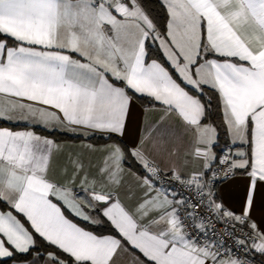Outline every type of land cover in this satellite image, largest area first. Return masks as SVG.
Instances as JSON below:
<instances>
[{"label":"snow or ice","instance_id":"1","mask_svg":"<svg viewBox=\"0 0 264 264\" xmlns=\"http://www.w3.org/2000/svg\"><path fill=\"white\" fill-rule=\"evenodd\" d=\"M162 4L163 34L140 0H0V119L119 138L139 95L183 122L192 133L186 154L200 161L190 173L177 164L167 146L173 133L161 121L131 145H88L100 153L95 160L69 154L61 182L49 175L59 144L0 128V203L9 209L0 210V260L30 254L39 239L55 249L46 264H69L57 253L71 264H117L129 248L145 258L132 264H249L214 230L210 236V216L231 228L238 248L264 255V230L251 216L264 188V0ZM149 40L159 42L170 67L149 59ZM205 87L216 94L229 134L219 157L217 128L203 123L210 105L202 97L211 99ZM129 159L142 170L132 184ZM237 173L246 185L239 213L212 190ZM174 182L193 195L180 194ZM64 208L90 224L106 218L117 235L86 230ZM97 210L100 216L90 214Z\"/></svg>","mask_w":264,"mask_h":264},{"label":"crops","instance_id":"2","mask_svg":"<svg viewBox=\"0 0 264 264\" xmlns=\"http://www.w3.org/2000/svg\"><path fill=\"white\" fill-rule=\"evenodd\" d=\"M162 2V0H160ZM152 43H155L158 48L160 49L159 42H153L149 40ZM12 45V41L9 40V46ZM162 55L163 52L160 49ZM76 55V54H73ZM164 57V56H163ZM167 62V61H166ZM184 86V85H182ZM186 87V86H185ZM6 103V101H5ZM163 121L164 126L168 127L173 135L168 137V148L171 150L173 148L176 149V162L178 165L183 166L186 168L187 172L197 171L200 167V161H194L190 156L186 154L188 146L191 142L192 133L185 130L183 122L175 115V114H167L164 111L163 106H161L158 103H152V104H142L136 98H134L132 108H131V114L128 120V125L125 130V133L122 137H117L113 135L116 139H108L103 142H91L88 138L92 135H102L107 137V134L101 133V132H92L89 130L87 133H85L84 130H79L77 132H71L66 130H58L59 132L68 134L69 137L64 138H54L48 134L42 133L40 131H37L35 128L40 127L43 129H46L48 131V128H45L43 126H36L31 127V125H25L23 123L21 124H13L9 123L6 119H0V128H10L11 130L17 131V130H32L37 135L48 137L50 139H53L57 144L61 146V150L59 153L54 155L52 168L49 172V175L57 180H60L63 182L64 177L61 175L62 168L64 167L65 161L69 154L72 153H82L85 158H92L97 159L100 155L99 152H89L88 145L94 146L96 149H101L105 145L113 143V142H120L126 144H133L139 137L141 130L146 128L149 125H158ZM206 123V122H203ZM228 139L229 134L227 132ZM149 148H151V143H149ZM229 146H230V139H229ZM213 151L217 154L216 150L213 148ZM185 161H188L187 165H185ZM134 166L125 165V172L127 173L125 180L126 184H132L133 183V175L132 174H141L142 170L134 161ZM130 169V171H129ZM77 183L79 181L77 180ZM245 178L240 175L239 173L236 174V176L232 180L224 181L223 183H220L217 186L216 190V198L218 202H222L225 207L232 209L234 212L239 213L241 211L242 201L244 197L245 192ZM124 189H121V199H124L123 196ZM54 202L55 199L53 198ZM0 210L7 211L9 210L6 205L0 203ZM65 212V215L82 226L79 223V218L75 217L68 209H63ZM15 214V213H14ZM91 215L94 216H100L99 211L91 212ZM252 219L255 220L260 228L264 230V188H258L256 192V201L255 205L253 207V210L251 212ZM104 217L100 216V219ZM21 219H23L21 217ZM106 219V218H105ZM27 226V224H26ZM86 230L92 231L86 227H84ZM94 232V231H93ZM95 233V232H94ZM97 234V233H96ZM111 233H101L98 235H107ZM114 235L115 234H111ZM117 235V234H116ZM41 252V251H34L32 255L24 260H11L7 263H2L0 260V264H46V258L47 253ZM139 257L141 260H144L145 258L142 256L141 253H139L135 249L129 248V251L127 253H120L117 257V264H132L133 257ZM8 259V258H6Z\"/></svg>","mask_w":264,"mask_h":264},{"label":"trees","instance_id":"3","mask_svg":"<svg viewBox=\"0 0 264 264\" xmlns=\"http://www.w3.org/2000/svg\"><path fill=\"white\" fill-rule=\"evenodd\" d=\"M140 2L142 4V6L144 7L145 11L150 15V18L154 19V22L156 23L161 34L165 33L168 16H167L166 8L163 6L162 2L160 0H140ZM147 52H148L149 59H157L161 63L165 64L166 67H170L167 64L166 60L164 59L160 49L158 48V46L155 43L148 41ZM189 91H192V90L189 89ZM204 96L210 97L211 99L208 100V99H205L204 97H202V99L204 100V103L210 105V107L208 109L207 118L203 122L211 123V124L215 125L217 128V142L213 148L216 150L217 156H218L221 147L225 146V145H229L227 130L223 124L222 112H221L220 104L218 102L216 94L212 90L205 87ZM136 100H138L142 104L154 103V102H150V98L141 97L139 95L136 97ZM35 129L37 131L42 132V133L48 134L54 138L69 137L68 134H65V133H62L59 131H48V130L40 128V127H36ZM88 139L91 142L97 143V142L106 141L109 138L102 136V135H92ZM110 139H116V138L114 136H112ZM128 165L134 166V163L131 159H129ZM101 220L104 221L101 224H90V223L83 221V220H79V223L82 226L94 231L97 234H101V233H111V234H115V235L117 234L112 229L110 223L107 222V220L105 218H102ZM34 251L46 252V251H55V249L48 247L43 241L37 239L36 249L33 250L30 254L23 256V257L22 256H15L14 258L4 259V260H1V262L7 263L11 260L27 259L32 255V253ZM57 254L61 255V257L63 259L68 260L69 264H71V258L69 256H67L66 254H61V253H57ZM260 258L262 260H264V255L261 254Z\"/></svg>","mask_w":264,"mask_h":264},{"label":"built area","instance_id":"4","mask_svg":"<svg viewBox=\"0 0 264 264\" xmlns=\"http://www.w3.org/2000/svg\"><path fill=\"white\" fill-rule=\"evenodd\" d=\"M226 146H229V145H225V146L221 147L220 152L218 154V157L223 153V151L226 148ZM206 178L211 180V173H209ZM165 179H167V177H165ZM219 184L220 183L217 182V183H214L212 185V190H213V192L215 194H216L217 186ZM173 186L182 195H188V196H192L193 195V193L188 192L184 187H182L179 184H176L175 182H174ZM201 211L202 212H206V210H203V209ZM210 219L214 221L213 223H211L209 225V234H210V236H211L212 230H214L215 233H216V237L223 239L224 243L226 245L230 246L232 248V251L236 255H238L239 258L246 259L249 262V264H264V260H262L260 258V255H261L260 253H257L255 251H252V252H249V253H245L243 251V249H240V248H238L236 246V244L234 242V239L230 235L227 234L228 232H231V228L228 225H226L225 223L221 222L218 219H215V217H211L210 216ZM240 227H241L240 225H238V224L236 225L235 236L242 237V233L240 231ZM226 229H227V231H226ZM244 231H249V229L248 228H244ZM192 234L193 235H197V233L195 231H193ZM216 237H213V238H216Z\"/></svg>","mask_w":264,"mask_h":264}]
</instances>
